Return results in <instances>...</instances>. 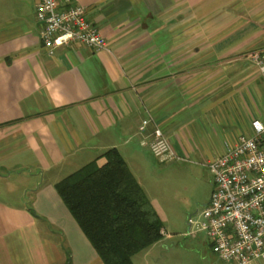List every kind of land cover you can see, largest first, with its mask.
Wrapping results in <instances>:
<instances>
[{"label": "crops", "instance_id": "0c3cea01", "mask_svg": "<svg viewBox=\"0 0 264 264\" xmlns=\"http://www.w3.org/2000/svg\"><path fill=\"white\" fill-rule=\"evenodd\" d=\"M77 2L108 49L50 55L37 0H0V264H104L56 183L115 147L144 188L143 119L177 156L215 158L264 116L249 72V53L264 52V0Z\"/></svg>", "mask_w": 264, "mask_h": 264}, {"label": "built area", "instance_id": "2783aa9c", "mask_svg": "<svg viewBox=\"0 0 264 264\" xmlns=\"http://www.w3.org/2000/svg\"><path fill=\"white\" fill-rule=\"evenodd\" d=\"M36 18L42 24L41 38L50 55L63 46L108 49L106 37L77 0H37ZM249 58L264 75V52L253 51ZM149 125H153L148 141L153 156L161 162L178 158L163 129L152 118L143 119L139 131L145 132ZM207 166L214 189L196 223L198 232L204 233L223 262L252 264L264 260L263 118L251 119L249 130L227 142L223 152Z\"/></svg>", "mask_w": 264, "mask_h": 264}, {"label": "trees", "instance_id": "16d2710c", "mask_svg": "<svg viewBox=\"0 0 264 264\" xmlns=\"http://www.w3.org/2000/svg\"><path fill=\"white\" fill-rule=\"evenodd\" d=\"M56 183L61 199L104 264H134L164 238V222L117 148Z\"/></svg>", "mask_w": 264, "mask_h": 264}, {"label": "rangeland", "instance_id": "374dc122", "mask_svg": "<svg viewBox=\"0 0 264 264\" xmlns=\"http://www.w3.org/2000/svg\"><path fill=\"white\" fill-rule=\"evenodd\" d=\"M251 63L249 72L257 81L250 82V90H261L263 106L260 108L264 112V77L258 75L259 68ZM262 118L264 120V116ZM178 156L161 162L147 152L144 164L134 165L165 229L162 244L135 255L134 264H233L219 260L204 233L198 232L196 227L214 189L213 175L207 166L213 158L195 148L191 153L180 151ZM261 261L264 260L258 263Z\"/></svg>", "mask_w": 264, "mask_h": 264}]
</instances>
